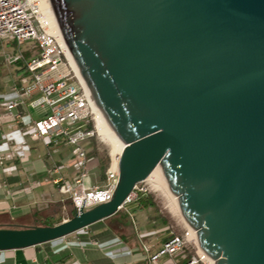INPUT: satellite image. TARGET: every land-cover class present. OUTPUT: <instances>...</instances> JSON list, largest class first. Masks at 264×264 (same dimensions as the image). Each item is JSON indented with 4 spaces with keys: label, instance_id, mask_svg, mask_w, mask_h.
Wrapping results in <instances>:
<instances>
[{
    "label": "water",
    "instance_id": "1",
    "mask_svg": "<svg viewBox=\"0 0 264 264\" xmlns=\"http://www.w3.org/2000/svg\"><path fill=\"white\" fill-rule=\"evenodd\" d=\"M120 144L107 202L0 228V251L110 217L158 167L212 264H264V0H47Z\"/></svg>",
    "mask_w": 264,
    "mask_h": 264
},
{
    "label": "crops",
    "instance_id": "2",
    "mask_svg": "<svg viewBox=\"0 0 264 264\" xmlns=\"http://www.w3.org/2000/svg\"><path fill=\"white\" fill-rule=\"evenodd\" d=\"M3 50L5 46L0 45V114L5 110L3 103L15 101L13 112L19 116L13 121L0 119V155L5 156L13 144L21 146V150L9 158L3 157L0 165V226L11 221L30 227L41 220L54 225L66 220L55 219L57 209L65 207L66 201L71 202L52 181L62 178L69 183L77 175L74 147L61 144L60 140H34L25 134L26 125L38 116L27 104L30 97L20 92L29 82L21 81L27 72L20 70V62H7L4 56L13 54ZM31 96L35 98L37 94ZM83 148L87 164L84 182L100 185L103 176L90 165L87 145ZM141 200L146 203L117 210L106 219L56 240L0 251V264H152L146 261L147 256L162 244L168 232L179 234L184 223L164 201L159 200L158 207L151 195ZM186 255L185 249L174 256L158 258L153 264H180Z\"/></svg>",
    "mask_w": 264,
    "mask_h": 264
},
{
    "label": "built area",
    "instance_id": "3",
    "mask_svg": "<svg viewBox=\"0 0 264 264\" xmlns=\"http://www.w3.org/2000/svg\"><path fill=\"white\" fill-rule=\"evenodd\" d=\"M44 3V0H0V45L10 40L19 47L24 41H28L37 51L35 55L28 57L19 51L4 57L9 63L20 62L27 72L28 79L24 77L21 81L29 82L20 92L22 96L30 97L27 104L38 116L37 120L26 125L25 134L34 140H60L61 144L74 147L77 175L72 182L55 178L52 184L67 195L73 211H78L109 200L117 179V161L112 164L109 159L100 185L91 186L84 182L87 177V164L83 147L94 139L104 138L96 129L94 109L70 63L50 6L47 4L46 7ZM32 94H37V97L33 98ZM15 103H3L5 110L0 114V119L13 121L19 116L17 112H13ZM19 150L21 146L13 144L5 156L0 155V165L3 157L9 158ZM51 171L55 172L54 169ZM146 179L133 186L118 210L136 207L142 197L158 189V186ZM185 249L188 255L180 264H212V260L197 246L194 230L190 231L185 224L179 234L168 232L166 239L147 256L146 261L153 264L158 258L171 257Z\"/></svg>",
    "mask_w": 264,
    "mask_h": 264
},
{
    "label": "rangeland",
    "instance_id": "4",
    "mask_svg": "<svg viewBox=\"0 0 264 264\" xmlns=\"http://www.w3.org/2000/svg\"><path fill=\"white\" fill-rule=\"evenodd\" d=\"M4 46H5V51L3 50L4 52H9L11 54H16L17 51L22 52V53L24 52L26 57L31 56V55L33 56L37 52L35 48H33V46L31 45V43L28 41H24L23 45L17 47L13 41L9 40L8 42H4ZM10 49L12 51H10ZM1 58H2V54L0 53V59ZM86 149H87L86 156L89 158L90 165L94 167V169L96 168L97 172L100 171L101 169L105 170V168H107L108 166L109 159H111L110 143L107 142L105 139L104 140L94 139L87 145ZM150 195L158 203V207L160 206L159 202L164 201L166 204H168L167 207H169V209L171 210L172 213H174V215L178 214L170 197L167 194H165V192H163V189L161 187H158V189H156L154 192H150L149 196ZM69 209H70L69 205H66L65 207L57 209V214L55 216V219L56 220L61 219L62 217L64 219L69 218L70 216V213L68 211ZM49 222H50L49 220H44V221L41 220V221H38L37 224H44V223H49Z\"/></svg>",
    "mask_w": 264,
    "mask_h": 264
},
{
    "label": "bare ground",
    "instance_id": "5",
    "mask_svg": "<svg viewBox=\"0 0 264 264\" xmlns=\"http://www.w3.org/2000/svg\"><path fill=\"white\" fill-rule=\"evenodd\" d=\"M44 2H45L44 3L45 6L48 7L47 0H44ZM67 54L69 56L70 63H72V59L69 55L68 50H67ZM72 65H73V68L75 69V66L73 63H72ZM93 109H94V107H93ZM96 113L97 112L94 109L95 122H96V126H97L96 129L98 130V133L107 142H109L111 145V162L113 164L117 161V157L121 151L122 144H120V142L117 141V139L115 138V136L113 135V133L109 129L105 128L106 127L105 124L103 123V121L101 120L99 115H97ZM146 180L152 181L154 185L156 184V186L161 187L163 189V192H165V194H167L170 197L174 206L176 205V198L173 197L171 193H169L168 188L166 186V183L163 180L162 174H161L158 167L154 166L153 170L150 172V174ZM175 209L177 210V207H175Z\"/></svg>",
    "mask_w": 264,
    "mask_h": 264
},
{
    "label": "trees",
    "instance_id": "6",
    "mask_svg": "<svg viewBox=\"0 0 264 264\" xmlns=\"http://www.w3.org/2000/svg\"><path fill=\"white\" fill-rule=\"evenodd\" d=\"M19 63V62H18ZM21 71H24V69L23 68H21L20 69ZM103 173H104V169H101L100 170V174H101V176H103ZM142 199V198H141ZM139 200V204H143V202L144 203H146L145 202V200L143 201V200ZM66 205H69L70 206V209L68 210L69 211V213H70V216L73 214V206L71 205V204H69V201H67L66 202ZM70 216H69V218H70ZM33 225H37V226H44V225H50V223H44V224H37V222H35V223H33ZM3 227H11V228H15V229H17L18 227H22V226H20L19 225V223L17 222V223H14V222H11V221H7L5 224H3V225H1L0 226V228H3Z\"/></svg>",
    "mask_w": 264,
    "mask_h": 264
}]
</instances>
